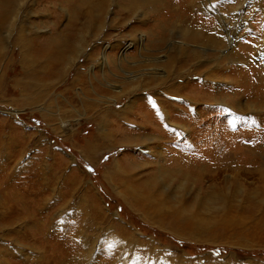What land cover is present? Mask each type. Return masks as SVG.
<instances>
[{
    "label": "rangeland",
    "instance_id": "rangeland-1",
    "mask_svg": "<svg viewBox=\"0 0 264 264\" xmlns=\"http://www.w3.org/2000/svg\"><path fill=\"white\" fill-rule=\"evenodd\" d=\"M185 1L208 13L209 25L218 26L221 39H232L234 49L206 86L192 75L181 91L203 100L201 107L192 111L182 99H166L179 108L170 118L186 125L187 134L155 128L147 145L125 146L124 137L145 133L128 121L157 117L148 101L158 90L137 92L143 99L127 119L112 111L129 98L114 106L109 100L115 86L123 90L130 74L142 72L138 61L154 57V23L165 22L163 12L124 17L128 0H113L99 31L84 25L96 0H0V141H12L7 151L16 157L3 160L13 175H0V195L32 203L39 193L48 221H67L63 231L87 214L84 223L94 224L84 235L95 240L87 264L107 259L109 238L122 242L133 263L131 255L141 252L147 264H264V0L170 2ZM100 13L96 23L104 20ZM116 16L119 26L111 28ZM71 38L82 44L64 68L60 56ZM104 57L105 67L98 63ZM8 202L14 213L25 206ZM18 227L25 223L0 229V252L14 246ZM36 234L39 247L42 235Z\"/></svg>",
    "mask_w": 264,
    "mask_h": 264
},
{
    "label": "bare ground",
    "instance_id": "bare-ground-1",
    "mask_svg": "<svg viewBox=\"0 0 264 264\" xmlns=\"http://www.w3.org/2000/svg\"><path fill=\"white\" fill-rule=\"evenodd\" d=\"M88 1L89 4L92 0H88ZM111 1L113 0H96L95 4H91L92 3L91 2L89 7V12H86L87 17L84 25L86 24V27L91 28L96 24L97 25V27L95 26L96 29L102 31L103 28L105 27V18L107 17V12H108L107 10L110 7ZM170 1L171 0H128L127 8L122 9L123 13L121 14V16L123 15L124 17H126L125 15L127 14V11H129L128 13H132V14H136L139 12L142 17L149 16L153 12L160 11L163 12L164 15V17L162 15L160 19L162 21L164 20L165 22H160L158 20L155 21L154 23V26L155 25L159 26L158 35L156 37H154L155 35L153 36L152 46L154 48H152L151 50H154L153 52H155L154 57L142 58L145 59V61L140 60L137 62V64L141 65V67L143 66L142 72L138 69L139 71H137L136 74L134 75L130 74L128 76V81L130 84L125 85L126 87H123L124 88L123 90L122 88L120 89L119 87L116 86L113 88L116 91L115 93L116 95H113L114 99L109 100L110 106L117 105L119 103L118 102L119 99L121 100L123 97H125V99L127 97L129 98L128 99L129 101H127V103L123 105L119 111L116 110L112 111L110 109L114 114L118 113L119 115H121V117L124 116L123 119H127L125 118L127 117L125 115L127 114L131 115L134 108H136L135 106L138 104L140 100L143 99L136 97L137 92L144 93V92H149V91L153 92L155 90H158L156 93L150 94L151 100L149 99L148 101L150 102L149 106L155 112L157 117H154L155 119L153 118V121H148L145 118L143 119L141 117V121H142L141 123H140V119H138L137 117L134 118L133 122L128 121V123H131V126H133L135 131L136 130L137 132L144 131L145 133L141 134L139 132L140 134L136 133L135 136L133 135L126 136L123 139L125 143L124 142L122 143L120 141L121 145L125 144V146H130L132 144L131 146H139L142 144L145 146L149 142V141L147 142V140H149L148 137L151 136L149 135V133H147L148 130L153 131L155 130V128L156 129L158 128L157 130H161V127H163V129L169 127L168 129L166 128V130L169 132L172 131L173 133L170 132L171 134H174V132L178 133L177 131H179L180 133L187 134L186 125H177L176 123L173 122V120H171L170 118L171 111H173L174 113L179 108L176 106L174 102L167 101L166 99L167 98L182 99L183 101H186L187 103L193 106L192 108L188 107V109H192V111L194 109V106L201 107L202 106L201 102H203V100L199 101V99L194 98L189 94L184 95L181 93V91L183 89L187 90L188 88L187 86L190 84L189 77H191L192 75L198 76L202 80L201 82H204V84L205 82H209L208 80L212 79L210 76L211 72L215 70H219V71L221 70L220 69L221 68L220 62L222 60L221 58H229L230 54L234 49L233 48L234 42L232 41V39H226V38L221 39V37H219L220 33H218L219 31L217 28L218 26L215 25L214 27L212 25L211 26L209 25V24H214V21L212 20V18L210 19L209 16L206 17L208 13L207 15H204V11L202 13L200 10H197L195 8L197 6L192 7L191 2L187 3V1H185L186 3L184 2L182 5H177ZM161 9L163 11H161ZM95 13L97 16H99V13L102 15H104L105 13L104 20L99 21V23H96L94 17ZM127 15L129 16V14ZM4 18H1L2 22L5 20ZM208 21L210 23H208ZM118 24H119V20L117 16L116 18H113V20L110 21L111 28L119 26ZM81 41L80 40L73 41L71 38V40H68L66 42V47L64 48L60 56L64 68L67 65V63L70 62L71 59L70 56L72 55L74 57L75 55H77V48H79V46L82 44ZM138 41L143 42L142 37H140ZM133 42L127 45L125 49L126 50L130 49L133 45ZM256 45L257 44H255V46ZM227 46L228 49H226ZM110 48L111 47L108 46L107 49L104 48L103 51L109 50ZM223 48L225 49L221 50ZM206 50L209 51L211 50L213 53L208 55L206 53L207 52ZM107 59H108L107 57H104L98 63L101 66L105 67V64L107 63ZM25 60H27L29 63H34L36 59L33 60L32 57H28ZM210 63H211L210 68L205 67V64L208 65ZM213 68L214 70L212 71ZM63 71L64 69L62 70V72ZM213 73H217V72H213ZM206 74H209V76L208 75L206 76ZM139 79H142L145 82L143 84L137 85V81ZM172 81L174 83H171ZM212 81L213 80H211V82ZM204 86H206V84ZM118 88L120 90H118ZM101 104H104V102H101L100 104L98 103L97 105H101ZM94 107L95 104L94 105L89 104V106H87V108H91V109H93ZM200 107H198V109ZM235 109H237V111H241V106H237V108ZM110 110H105L106 114L107 112H110ZM199 111L201 110L199 109ZM196 114L198 115V113ZM200 114L201 113L199 112V115ZM161 116L164 118L165 120L164 122L162 119H160ZM159 119L161 120L160 123H159ZM104 120L105 119H103V122L101 124H106V121ZM66 127H68V125L64 124L63 128L67 131ZM107 133L109 132H106V134ZM106 134L104 136H107ZM150 138H152V141L155 142L156 140H158L155 137H150ZM128 139H132V140H128ZM6 142L7 143L4 144L2 141H0V175H2L1 179H3L4 176L3 174L8 173V171L10 172L9 173L10 175L11 174L13 175L12 168H10V166L6 168L5 164L3 163V160H8L9 157L13 159L16 158L14 157L15 153L12 154L14 151L11 152V155L10 154L8 155V151H7L8 149L12 148V141L9 142L8 140ZM5 145L6 147H4ZM89 148L91 147H88V149ZM158 155H160L159 152ZM85 159L90 160L88 157H86ZM128 189L130 191H133L130 188ZM36 192L38 191L35 190V193ZM38 195L39 193L36 194V200L32 198V203L26 201L24 198L23 199L19 197L14 198V196L10 197V195H8L11 198L8 199L13 200V203L14 200L16 199L17 203L23 202V204H25L26 206V208L24 206L23 208H21V210L17 208L19 209V211L16 209L17 210L16 213L13 212V209L8 204L9 200L5 199L0 195V229L2 228L6 229L10 225L18 224V221H22L25 223V227L23 228L18 227L19 229L17 232H12L16 237L15 239L16 242H14L13 247L3 250L4 252H0V264H87L88 258H90L94 250L95 240L89 237L87 238V236L89 235L87 234L84 235L85 232L83 230H92L91 226L94 223L91 220L89 222L84 223L85 221L84 217H87V214L84 215L83 213H81V216L83 217L81 222L77 224L76 221H74L75 223L72 224L68 223L66 224L68 225L66 231L65 230L63 231L62 229L65 227V222L67 221L59 220L58 222H56V224H51L47 219L46 205H43L41 208H39L40 203L43 202V200L41 199V195H39V197ZM4 196H7V194ZM44 202H46L45 199ZM29 203H31V205H29ZM13 207L15 208V206ZM31 217L34 218L35 222L31 219ZM51 221H53V218H51ZM29 223H31L30 226ZM82 226L85 227V229H83ZM35 233L38 234V238L40 237V235H42L41 243H40L41 245L39 247L34 246V244L38 243L39 241L33 238V234ZM48 233H52V235H49ZM49 237L51 238V241H53V245H50L51 241L48 239ZM19 239H22L21 242L22 243L25 242L26 245L24 246L19 244L20 243ZM111 241L112 243L108 247H104V250H106V254H107L105 255V257L107 259L105 260L103 259V261L100 262V264H111V263L137 264V262L139 264L149 263L147 260V256H143L141 252H134V254L131 255L134 263L132 261H128L127 258L129 254L126 253L125 255V251L128 252V249L123 244H121L122 242H118L119 240L115 239L116 242H114L113 239L109 238L108 242ZM19 245L26 248L27 252H20L18 248ZM45 245L47 246L45 247ZM53 248L55 250H53ZM60 252L63 253L67 252V253L66 255H61Z\"/></svg>",
    "mask_w": 264,
    "mask_h": 264
}]
</instances>
